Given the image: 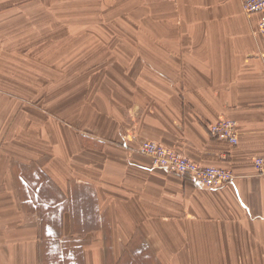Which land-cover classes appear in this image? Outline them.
Wrapping results in <instances>:
<instances>
[{"label": "crops", "instance_id": "1", "mask_svg": "<svg viewBox=\"0 0 264 264\" xmlns=\"http://www.w3.org/2000/svg\"><path fill=\"white\" fill-rule=\"evenodd\" d=\"M136 1L122 39L104 35V71L78 82L72 125L0 85V264H264V14ZM221 118L235 146L210 134ZM144 140L234 176L203 187L152 166Z\"/></svg>", "mask_w": 264, "mask_h": 264}, {"label": "rangeland", "instance_id": "2", "mask_svg": "<svg viewBox=\"0 0 264 264\" xmlns=\"http://www.w3.org/2000/svg\"><path fill=\"white\" fill-rule=\"evenodd\" d=\"M132 7L136 0H0V85L25 97L18 102L42 108L50 118L64 114L54 121L72 125L78 82L104 71V35L113 31L121 38ZM37 135L30 132L32 139Z\"/></svg>", "mask_w": 264, "mask_h": 264}, {"label": "built area", "instance_id": "3", "mask_svg": "<svg viewBox=\"0 0 264 264\" xmlns=\"http://www.w3.org/2000/svg\"><path fill=\"white\" fill-rule=\"evenodd\" d=\"M242 8L247 14H264V0H243ZM256 32L261 38L262 51L264 52V18L257 21ZM209 132L215 139L226 141L231 146L238 143L236 125L231 119L221 118L211 123ZM137 152L149 158L152 166L180 175H189L203 187L219 188L233 178L232 173L224 167L199 164L184 154L152 140L142 141L138 145ZM254 167L264 179V158L256 157Z\"/></svg>", "mask_w": 264, "mask_h": 264}]
</instances>
